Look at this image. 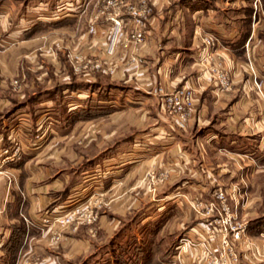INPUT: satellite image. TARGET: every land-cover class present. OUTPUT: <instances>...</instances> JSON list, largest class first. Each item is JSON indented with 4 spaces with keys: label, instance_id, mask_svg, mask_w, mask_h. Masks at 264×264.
Listing matches in <instances>:
<instances>
[{
    "label": "crops",
    "instance_id": "0c3cea01",
    "mask_svg": "<svg viewBox=\"0 0 264 264\" xmlns=\"http://www.w3.org/2000/svg\"><path fill=\"white\" fill-rule=\"evenodd\" d=\"M142 1L149 6V12L140 17L147 34L141 44L134 45L125 40V34L133 26V16L128 12L127 6L132 4L140 8ZM252 1L255 0H123L118 6V12L123 22L121 40L124 44L118 43L112 53L105 54L103 48L109 27L107 14L100 12L94 17L100 6L97 4L101 3V0L95 1L83 29L78 28L80 16L76 13L47 22L33 21L25 17L17 23L19 20L16 21L12 9L16 5L25 10L23 6L30 4L29 1L0 0V116L4 111H9L11 103L17 101L18 107L27 104L24 103V95L31 96L32 99L28 100H35L36 103L54 100V95L44 98L41 94L44 91L39 92L38 89H43V86L39 84L40 75L36 69L41 66V57H44L47 51L46 62L49 63L50 72L54 77L53 85L49 86L50 88L44 87L50 89L49 92L56 90L63 93L62 91L68 90L72 93L78 86L83 84V87L90 88L94 82L100 87L103 84L101 78L115 79L125 85L119 92V96L124 100L127 99L126 89L133 92L134 100L129 101L133 102L132 108L139 110H130V116L122 111L111 116L109 112L103 113L102 106H99L98 112L89 111L83 120L79 119L86 121L106 115L104 119L107 120L103 123L105 125H101L99 130L100 134L105 132L100 137H106L112 131L123 132L124 126L130 124L129 121H132V125L134 122H147L143 130L142 127L133 129L136 132L129 134V142H121L116 146L120 149L126 147L124 151L116 150L115 155L101 159L104 168L106 165L111 168L115 166L113 170L117 171L120 169L118 166L124 163V155L130 160H136V156L144 153L147 157L142 163L151 167L154 156H149V150L155 147L158 139V145L160 144L162 149H159V146L157 149L164 157L169 156L170 162L174 161L172 167L175 171L189 164L195 165L203 159L210 165L209 168L216 166L221 171L224 170V173L228 171L233 174V181L228 186L233 188V192L228 193L227 201L243 200L239 207L240 213L249 216L252 214L251 201L261 198V193H254L248 187L255 181L253 174L259 169H264V32L260 29L264 24V0H257L259 12L254 19L251 18ZM82 5H85V0H82ZM237 7L240 9L238 16L234 14ZM92 20L98 26L96 33L86 30ZM204 35L213 39L211 45L202 42ZM205 53L220 59L229 71L230 86L227 89H219L209 73L197 62ZM247 59L250 61L249 66ZM94 60L97 66L93 65ZM75 64L80 68L78 73L73 69ZM252 75L260 81V92L254 87ZM13 76H17L19 80L20 92L11 97L3 91L7 87L4 79L9 78L10 83ZM114 84L117 85L116 82ZM181 85L192 88L193 103L186 126L177 129L173 124L176 128L172 131L169 129L172 124L170 115L157 111L159 94L156 87L172 89ZM21 97L22 100H19ZM99 99L100 102L107 101L106 96ZM152 105L153 107H150ZM150 109L154 111L153 114L149 113ZM35 115L32 121L40 117V114ZM112 119L115 123L112 127L114 130H106L107 123H112ZM191 128L197 131H191ZM4 134L5 130H0V137ZM250 141H255V145L250 146ZM210 153L215 157L214 160H211ZM115 156L118 160L112 162L110 159ZM219 157L227 164L220 162ZM0 168V264H21V258H28L37 264H61L58 263L60 253L55 250L58 243L61 248L67 249L62 251L63 255L68 253L69 256L77 257L80 251L87 250L89 244H85V237L70 235L66 244L63 240L57 242L51 236L52 227L50 231L42 230L33 221L40 209L53 200L52 194L63 185L60 181H67L69 176L66 175L63 180L51 176L49 180L29 185L25 159L18 163H4ZM190 175L196 177L194 172ZM171 181L172 175L169 177V182ZM218 182L216 179L214 183ZM200 190L202 192L197 194L194 200L208 199L206 202L210 210L216 207L214 189L211 194L206 192L207 187ZM167 197L171 200L172 196ZM231 211L236 216V210ZM189 220H181L174 229L207 232L208 251L204 253L198 243L185 242L180 247H184L185 253L179 259V264H209L216 248L219 247V236L213 234L212 227L205 223V220ZM78 222L79 220H76L72 224L73 232L78 229ZM237 222L242 224L239 220ZM257 222H250L245 229L243 226L238 228V239L232 238L230 233L226 235L229 247L236 256V261L226 258L227 264H264V256L260 252L264 248V224ZM161 224L153 230L157 231ZM146 230L152 231L150 228ZM151 238L155 241L153 235ZM33 242H39L40 252L44 254L39 256V259L37 255L36 259L31 256L33 253L28 244ZM153 244L146 246L143 243L141 246L143 248L145 245L149 251V254L142 258L143 264L154 263L160 245L156 241ZM119 247L122 250L120 245ZM49 251L53 252L52 255H48ZM121 252H115L116 261H110L124 264ZM136 256L134 263L139 260L138 256H142L140 251L136 252ZM106 261L93 264H107ZM85 264H90V260Z\"/></svg>",
    "mask_w": 264,
    "mask_h": 264
},
{
    "label": "rangeland",
    "instance_id": "374dc122",
    "mask_svg": "<svg viewBox=\"0 0 264 264\" xmlns=\"http://www.w3.org/2000/svg\"><path fill=\"white\" fill-rule=\"evenodd\" d=\"M27 1L30 4L23 6L25 10L16 5L12 9L15 12L16 21L27 17L33 21L43 20L47 22L76 13L80 16L78 28L83 29L96 0H85V5L82 6V0ZM105 1L97 2V6L99 4L100 6L94 17L100 12H104L108 16L109 12L117 9L111 6L106 7ZM250 6L252 8L251 18L254 19L259 12L257 0L250 2ZM238 11L240 9L237 7L236 12L234 11L236 16L239 14ZM19 22L20 20L17 23ZM91 22L95 21L92 20L89 24ZM109 28L110 23L108 31ZM144 29L146 30L145 27ZM260 29L264 32V24L260 26ZM146 34L145 31V36ZM1 43L5 42L1 41ZM45 54H47V51L44 53V57H41V66L36 69L38 75H40L39 84L43 86V89H38L39 92L44 91L41 93L44 98L54 95V100L36 103L37 101L35 100L30 101L32 99L31 96L26 97L24 95L23 100L27 104L23 107H18V102L16 101L11 103L8 112L4 111L2 116H0L2 119L0 126H2V122L4 123L0 130L4 129L6 134L0 137V147L6 146L10 152L15 146H18L19 153L11 155L4 161L3 153L0 151V167L4 163H18L25 159L29 185H36L39 181L49 180L51 176H55L58 180H63L66 175L69 176L67 181H60L63 185L52 194L53 200L46 203L40 209L38 216L33 219L35 224L42 230L48 229L50 231L49 229L53 228L51 236L54 241L63 240L64 244H66L70 235L87 239L84 241L85 244H89L87 250L84 252L80 251L77 257L69 256L68 253L63 255L62 251L67 249L61 248L59 246L60 243H58L57 249L54 247L60 253L58 263L85 264L90 260V264H93L94 262L98 263L107 260V264H115L110 260L116 261L115 252L122 251L124 264H143L142 258L147 253L149 254L146 246L156 241L160 248L158 253L155 254L153 264H179V259L185 253L184 247L182 249L180 247L185 242L188 244L198 243L204 253L208 251L206 248L209 240L207 232L200 230L201 232L196 233L182 230L181 228L174 229V226L179 224L181 220L190 219L189 221H191L198 219L205 220L207 224L209 223L208 225L213 229V234H217L220 240L219 247L216 248L217 250L210 259L209 264H212V259L215 257H219L224 262L223 264H227L226 258H230L228 252L232 250L229 247V240L226 235L230 233L231 237L234 238L233 232L242 226L245 229V226L250 224V222L259 221V223L264 224V169H259L253 174L255 181L251 187H248L254 193L260 192L261 198L251 201L252 214L246 216L241 214V209H239L243 200L236 202L227 201L228 193L233 192V188L228 187L229 183L233 181V174H229L228 171L224 173V170L221 171L216 166L209 168L208 166L210 165L203 159H200L195 165L189 164L175 171L172 167L175 164L174 161L170 162L168 160L169 156L164 157L163 153L157 149V146L160 145H158V139H156L155 147L149 150V156H154V162L151 163V167H146L142 163L147 157V154L144 153L136 156L135 158H138L136 160H130L124 155V163L118 166L120 169L117 171L113 170L116 168L115 166L111 168L109 167L110 165H106L104 168L101 159L108 155H115L116 150L124 151L126 147L120 149V147L116 148V146H119L121 142H129V134L136 132L133 129L142 127L143 130L147 122L143 121L141 124L134 122L132 125V121H129L130 124L127 127L126 125L124 126L123 132L115 133L112 131L108 133V136L100 137L105 132L103 131L100 134L99 130L101 125H105L103 123L107 120L104 119L106 115L86 121H79V119L83 120L82 118L89 111L98 112L99 106H102L101 108L103 109L101 111L103 113L109 112L111 116H115L117 112L121 111L130 116V110H139L132 108L134 106L133 102L129 101V99L134 100L132 97L133 92L126 89L127 93L125 96L127 99L124 100L119 96V92L121 87L125 85L118 83L115 79L108 78H101L103 84L100 87H97V82H94L89 86L90 88L88 86L85 88L82 84L72 93L68 90L62 91L63 93H58L56 90L49 92L51 90L44 87L50 88L49 86L54 83V77L50 72L49 63L46 62ZM197 62L199 63V59ZM211 62L219 64L227 70L220 59L212 57ZM246 62L249 66L250 61L247 59ZM78 67L77 64L73 66L76 73L80 69ZM227 74L230 77L228 70ZM209 75L211 76L210 73ZM14 79L16 80L15 83ZM252 81L253 84L254 82L258 83L259 88H256L255 84L254 87L260 92V81L254 75H252ZM115 82L117 85L114 84ZM5 83L7 85L3 90L5 95L14 97L16 93L20 92L18 89L20 83L17 76L11 77L10 83L9 78H5ZM105 96L107 101L100 102L99 98H104ZM160 97L158 96L157 99V111H160L158 110ZM19 100H22V97ZM150 107H153V105ZM72 110L73 114L71 113ZM35 113L40 114V117L38 120L32 121L36 116ZM149 113L153 114L154 111L150 109ZM151 117L153 116L151 115ZM113 120L112 123H107L106 130H111L115 126ZM173 124L172 121L169 127L172 131L176 128ZM194 130V128H191V131ZM250 142H252L249 143L250 146L255 145V141ZM159 149H162V147L159 146ZM115 157L110 160L112 162L118 160ZM210 158H212L211 160L215 159L212 153H210ZM218 160L225 163L220 157ZM257 163H259L258 160ZM89 167L95 169H90ZM109 169L110 171H108ZM192 172L196 174V177L190 175ZM171 175L172 181L169 182ZM191 179L193 180L191 181ZM216 179L219 181L218 183H214ZM203 187H207L208 191L206 192L210 194L213 189H220L225 192V203L228 206L229 215L223 213L221 204L217 199V206L212 207L211 210L207 204L208 199L194 200L195 196H198L197 194L205 190H200ZM168 195L172 196L171 200L167 199ZM176 198H179V200H176ZM231 208L236 210V216L232 214ZM43 218H47V220H43ZM76 220H79L78 229L73 232L72 224ZM238 220L242 224L238 222L237 224L236 221ZM158 224H161V226L159 225L160 227L157 231L153 230ZM149 225L151 226L149 227ZM146 227L152 231L147 232L146 229L148 228ZM151 235L154 236L155 241H152ZM143 243L146 246L144 245L141 248ZM28 245L33 253L31 255L33 259H36V255L38 259L39 256H44L43 252H40L39 242H33ZM119 245L122 250H120ZM131 245L132 247H130ZM152 246L154 244L149 249ZM139 251L142 255L138 256L140 261L137 260L134 263V260L137 259L136 252ZM220 251L223 253L220 254ZM47 253L52 255L53 252L49 251ZM151 254L152 252H150ZM20 260L21 264H37V262H31L28 258H21Z\"/></svg>",
    "mask_w": 264,
    "mask_h": 264
},
{
    "label": "built area",
    "instance_id": "2783aa9c",
    "mask_svg": "<svg viewBox=\"0 0 264 264\" xmlns=\"http://www.w3.org/2000/svg\"><path fill=\"white\" fill-rule=\"evenodd\" d=\"M123 3V0H106L105 6H111L113 8H117L112 12L108 13V21L110 23V28L108 31V36L105 41V45L103 48V52L105 54H110L113 52L114 48L118 43H123L121 40L123 35V22L119 17L118 6ZM128 12L133 16V26L132 29L126 33L125 40L132 42L134 45H139L145 40V29L142 27L140 17L149 12V6L145 1H142L140 4V8H136L134 5L129 4ZM87 32L96 33L98 32V26L95 22H91L87 26ZM202 42L205 45H211L213 43V39L209 35L202 36ZM212 56L209 53L202 54L199 57V63H201L204 70L208 71L211 74L213 81L219 89H227L230 86V79L227 74V70L222 68L219 64H215L211 62ZM94 66H97L96 60H94ZM14 83L16 80H13ZM256 88H259L258 83L254 82ZM156 92L159 94L160 102H159V110L164 114L170 115L174 125L177 128H184L186 126L187 117L189 115L190 109L193 103V90L189 86H178L172 89H166L161 86L156 87ZM1 153H3L4 161L8 157L13 154H18L19 149L18 146H15L10 152L9 148L6 146L0 147ZM215 197L220 202L221 209L225 215H229L228 206L225 203V192L220 189L214 190ZM43 220H47V218H43ZM44 224V223H43ZM234 228V226L232 225ZM233 237H239V232L236 229L233 232ZM222 254L223 252L220 251ZM261 255L264 256V248L262 249ZM258 253V252H257ZM224 255V254H223ZM230 258L236 261V256L232 251L228 252ZM212 264H223L224 262L219 259V257H215L212 259Z\"/></svg>",
    "mask_w": 264,
    "mask_h": 264
}]
</instances>
